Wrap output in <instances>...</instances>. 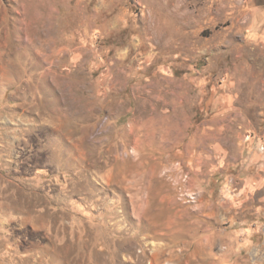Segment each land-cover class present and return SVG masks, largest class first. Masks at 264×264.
I'll list each match as a JSON object with an SVG mask.
<instances>
[{"label":"rangeland","instance_id":"1","mask_svg":"<svg viewBox=\"0 0 264 264\" xmlns=\"http://www.w3.org/2000/svg\"><path fill=\"white\" fill-rule=\"evenodd\" d=\"M0 264H264V0H0Z\"/></svg>","mask_w":264,"mask_h":264}]
</instances>
